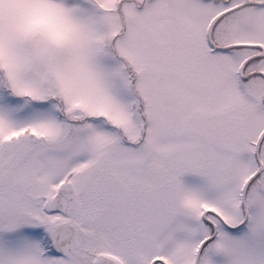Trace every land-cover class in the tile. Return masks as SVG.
<instances>
[{
    "label": "snow or ice",
    "instance_id": "1",
    "mask_svg": "<svg viewBox=\"0 0 264 264\" xmlns=\"http://www.w3.org/2000/svg\"><path fill=\"white\" fill-rule=\"evenodd\" d=\"M0 264H264V0H0Z\"/></svg>",
    "mask_w": 264,
    "mask_h": 264
}]
</instances>
